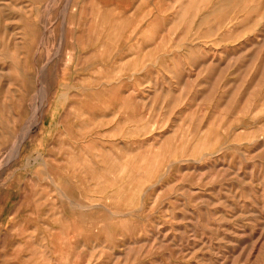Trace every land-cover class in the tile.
<instances>
[{
	"label": "rangeland",
	"instance_id": "rangeland-1",
	"mask_svg": "<svg viewBox=\"0 0 264 264\" xmlns=\"http://www.w3.org/2000/svg\"><path fill=\"white\" fill-rule=\"evenodd\" d=\"M0 264H264V0H0Z\"/></svg>",
	"mask_w": 264,
	"mask_h": 264
}]
</instances>
